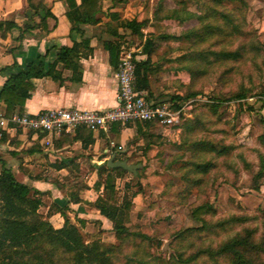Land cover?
I'll list each match as a JSON object with an SVG mask.
<instances>
[{"label": "rangeland", "instance_id": "obj_1", "mask_svg": "<svg viewBox=\"0 0 264 264\" xmlns=\"http://www.w3.org/2000/svg\"><path fill=\"white\" fill-rule=\"evenodd\" d=\"M244 1L246 6L227 2L223 9L216 8L238 15L234 10L240 7L236 22L241 24V34L232 33L221 17L211 18L210 24L222 27L223 36L205 37L194 43L160 37L182 36L199 29L196 19L185 23L163 20L154 29V72L150 77L155 78V86L148 99L157 106L171 105L175 109L177 102L192 104L188 116L181 118L180 129L160 143L166 148L155 153L154 159L162 164L160 170L148 171L151 166L147 164L145 169L139 168L137 176L117 173V193H103L109 202L113 196L122 202L127 184L131 186L129 195L139 191L132 201L129 228L150 239L132 237L121 244L111 224L96 222L95 214L80 226L88 243L96 241L118 248L111 256L112 264H188L184 261L200 251L215 250L247 231L252 232L255 243L264 242V0ZM167 3L170 9L172 3ZM197 5L193 2L188 13L204 16ZM135 45V59L146 58L143 41ZM221 52H238L239 58L224 59ZM145 90L149 92L147 87ZM238 94H244L245 99H233ZM191 144L194 147L189 149ZM199 145L207 148L199 150ZM223 150L224 155L218 154ZM189 161L208 163L211 168L207 174L187 175L190 169L184 170L183 164ZM51 175L45 179L55 183L57 192L45 191L42 196L45 202L40 213L44 217L48 200L54 195L85 194L88 200L97 199V192L87 193L92 191L94 174H73L74 180L64 178L63 182L60 175ZM187 178H191L190 183ZM196 181L200 183L194 185ZM206 204L213 208L201 216L207 224L233 221L224 228L181 235L189 228L201 227V220L193 212ZM84 205L94 208L88 202ZM53 223L61 225L59 220ZM189 264L232 262L225 257L202 255Z\"/></svg>", "mask_w": 264, "mask_h": 264}, {"label": "crops", "instance_id": "obj_2", "mask_svg": "<svg viewBox=\"0 0 264 264\" xmlns=\"http://www.w3.org/2000/svg\"><path fill=\"white\" fill-rule=\"evenodd\" d=\"M168 1L172 3L170 9ZM77 3L81 5V0H77ZM161 3L168 10L179 8L174 0H103L97 24L83 25L82 33H77L71 32L72 25L67 18L68 8L64 0H45V8L53 16L46 21L49 31L43 27L26 31V28L39 24L45 17L43 10H40L39 17L33 16L28 0H0V22H12L17 26L6 38H2L0 33V91L12 74L29 64L41 62L47 72L50 66L55 65L60 48L78 46L79 60L75 59L74 65L69 68H65L63 63L55 65L54 74L58 79L44 77L32 81L35 87L32 96L27 100L24 111H17L15 115H36L45 110L61 108L88 111L116 108L119 104L117 74L121 52L126 47L136 51V42L143 41L145 45L146 40L155 34L154 16ZM192 3H188L189 8ZM131 21L149 22V27L142 31L143 39L125 27ZM115 45H120L121 52L117 61L113 62L108 46ZM147 58L140 57L138 62L146 61ZM13 66L12 70L2 72ZM154 86L155 78L150 77L147 86L142 69H137L136 89L147 92V87V94L151 97ZM4 111L5 105L0 102L1 115ZM180 127L136 123L122 126L117 132L111 128L108 132L94 133L80 128L59 135L0 127V131L7 135L6 142L0 143V156L8 163L19 182L43 194L45 191L57 192L54 191L57 190L55 183L45 179L47 174L60 175V181L63 182L64 178L74 180L73 174L87 173L94 174L93 186L90 188L92 191L87 192L91 193L97 192L95 185L101 171L115 170L108 167L113 156L116 161H125L128 165H140L145 169L149 164L151 168L148 171H159L162 164L154 159L155 153L166 148L165 143H160L168 141L170 135ZM150 158L152 160L148 162ZM102 194V191L97 192V199L90 200L83 194L79 196L80 203L69 196L54 195L53 200H48L50 205L46 218L55 229H60L65 219L58 209L68 207L66 213L77 226H80L77 220H83L86 224L93 214L96 222L106 225L109 221L97 209H88L84 205V202L94 204ZM58 220L61 225L55 226L53 221Z\"/></svg>", "mask_w": 264, "mask_h": 264}, {"label": "trees", "instance_id": "obj_3", "mask_svg": "<svg viewBox=\"0 0 264 264\" xmlns=\"http://www.w3.org/2000/svg\"><path fill=\"white\" fill-rule=\"evenodd\" d=\"M68 12L67 18L72 25L71 32L82 33L81 26L97 24V15L101 12V4L103 0H81V5H78L77 0H64ZM114 2H123V0H113ZM149 1V0H145ZM179 8L167 10L163 3L159 5L154 16V28L159 27V23L163 20L178 21L185 23L189 20L196 19L200 28L190 31L182 36H162L160 39L193 42L205 37L223 36L224 29L222 27L213 26L210 24L211 18L221 17L227 27H231L232 33L241 34V24H238L236 17H239V8L235 9L238 15L225 11L216 10L217 7L222 9L225 3L239 4L246 6L244 0H174ZM194 2L198 4L200 9H203L204 16L188 13V3ZM199 2V3H198ZM29 7L33 12V16L39 17L40 10L45 12V17L40 20V23L26 28V31L34 30L43 27L45 31H49L46 27V21L49 17H53L45 8V0H28ZM212 6V7H210ZM32 16V17H33ZM17 26L12 22H0V33L2 38H6L7 34ZM131 32L143 39V29L149 27V22L137 21L128 22L125 26ZM154 36L146 40L143 47V53L147 56L146 61L138 62L135 59L137 69H142L144 80L148 86L149 78L153 74L152 53L155 48ZM113 62L119 58L121 49L120 45L108 46ZM78 46L74 48H60L57 61L55 63H63L65 68L74 65V60H79ZM220 57L239 58V53H220ZM55 65L50 66L45 72V66L39 62L38 64L31 63L25 69L20 70L16 74H12L6 84L0 91V102L5 105V111L0 117L10 119L17 111L23 112L26 102L31 98L35 89L32 81L44 77H52L58 79L54 74ZM13 67L5 68L3 71L12 70ZM137 71V70H136ZM196 94L190 95L194 97ZM233 99L243 100L244 94H238ZM177 100V98H176ZM176 102V101H175ZM179 108V106H175ZM152 124V123H144ZM122 127L116 124L112 127L113 131L117 132L118 128ZM22 130V129H20ZM7 135L0 131V143H5ZM191 144L189 149H192ZM194 147V146H193ZM202 150L207 146H197ZM225 151H219L218 154L224 155ZM210 164L202 162L189 161L183 164V169L189 174H207L210 170ZM125 175L128 172L122 169L109 170L105 169L99 173V179L95 185V191L103 193H117L115 174ZM104 177V179H103ZM140 178V177H139ZM190 183L191 178H187ZM200 182H194L198 185ZM257 189V187L255 188ZM126 194L122 202H118L113 196L111 202L102 194L98 200L92 204L97 209L101 216L107 219L112 224V230L115 232L116 238L124 244L132 237H142L145 240L150 238L140 234L132 233L129 224L130 214L133 208V200L139 194V191L129 195L131 186L126 185ZM44 194L34 188H31L19 182L13 170L8 166V163L0 156V264H112V254L118 251V248L110 245L106 246L101 242L88 243L81 230L80 226H85V221L77 220L80 226H77L68 217V207L58 209L65 219L62 228L55 229L49 220L40 213L43 206L42 196ZM71 200L80 203L78 196L70 195ZM213 208L209 205H203L196 208L193 212L194 216L201 220L203 214L212 211ZM233 220L224 221L215 225L207 224L203 219L202 225L199 228H189L184 233L207 232L212 229L224 228L226 224H230ZM205 255L209 258L216 259L220 257L229 258L232 264H264L261 260L264 256V242L262 244L255 243L251 231H247L244 235L237 236L228 242L224 243L217 249H205L192 256L185 263H192L199 257ZM65 262V263H64Z\"/></svg>", "mask_w": 264, "mask_h": 264}, {"label": "built area", "instance_id": "obj_4", "mask_svg": "<svg viewBox=\"0 0 264 264\" xmlns=\"http://www.w3.org/2000/svg\"><path fill=\"white\" fill-rule=\"evenodd\" d=\"M135 50L126 47L120 55L118 68L119 104L116 108L105 111H88L72 109L45 110L36 115H14L10 119L1 118L0 127L22 129L29 132L47 135H59L85 128L91 132H108L114 125L127 126L136 123H152L161 127H176L181 118L188 116L192 102L180 105L179 108L168 105H155L148 99L145 91L135 87L136 64Z\"/></svg>", "mask_w": 264, "mask_h": 264}, {"label": "water", "instance_id": "obj_5", "mask_svg": "<svg viewBox=\"0 0 264 264\" xmlns=\"http://www.w3.org/2000/svg\"><path fill=\"white\" fill-rule=\"evenodd\" d=\"M115 156H113L108 163V167L111 169H122L129 173H132L133 175L137 176L139 168H141L140 165H128L125 161H116ZM0 217L2 215L0 214Z\"/></svg>", "mask_w": 264, "mask_h": 264}]
</instances>
